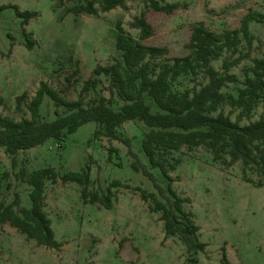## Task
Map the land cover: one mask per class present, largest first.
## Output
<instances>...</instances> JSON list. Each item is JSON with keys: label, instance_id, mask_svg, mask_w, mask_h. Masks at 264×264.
I'll return each mask as SVG.
<instances>
[{"label": "rangeland", "instance_id": "rangeland-1", "mask_svg": "<svg viewBox=\"0 0 264 264\" xmlns=\"http://www.w3.org/2000/svg\"><path fill=\"white\" fill-rule=\"evenodd\" d=\"M89 0H0V114L15 121L31 118L29 105L42 82L58 90L69 101L82 99L86 107L100 97L111 98V84L106 76H95L98 66H110L121 60L116 48L117 25L136 40L140 32L131 22L145 13L153 27L147 46L169 49L168 58L188 55V45L196 25L204 23L217 33L240 31L242 20L250 11L264 14V0H165L159 3L177 4L172 14L157 12L146 6V0H126L124 8L102 12L98 4L96 15L70 13ZM158 1V0H157ZM32 12L36 16L25 25V18L17 14ZM250 31L255 37L251 55L228 72L237 76L239 83L229 84L224 92L238 95L253 59H264V21L253 22ZM242 39L241 50L247 43ZM29 42L32 49L28 48ZM240 55L226 53L212 62L225 73V60L233 62ZM98 80L95 88L84 92L85 83ZM208 83L203 73L181 77L175 90H199ZM22 98L18 107L19 98ZM149 102V101H148ZM124 102L114 97L112 108L119 110ZM154 112L157 109L152 106ZM220 111L233 121L240 111L223 105ZM68 112L47 97L41 111V121H52ZM263 104L241 125L259 120ZM92 122L59 140H48L32 150L20 151L13 157L0 147V184L2 200L8 205L20 197V206H30L29 186L22 173L51 167L61 178L69 172L90 169V190L106 194L114 181L122 183L113 188V208L100 204H86L81 198L78 183L47 181L45 211L52 222L59 250L38 246L9 224L0 225V264H188L192 256L178 236H166L161 212H152L151 200L144 201L137 189L159 196L156 184L167 188L168 180L159 169H152L142 150V141L149 129L139 121H130L118 129L123 139L113 140L100 134ZM171 160H180L170 175L173 188L190 203L184 205L200 227V240L208 246L197 255L196 264H264V187L254 183L260 177L243 174L242 163L226 167L214 160L204 148L189 151L182 148L172 152ZM137 161L151 172L155 181L142 170L136 171ZM8 175L5 176L4 174ZM264 178V177H263ZM264 180V179H263ZM18 210V207H15Z\"/></svg>", "mask_w": 264, "mask_h": 264}, {"label": "trees", "instance_id": "trees-1", "mask_svg": "<svg viewBox=\"0 0 264 264\" xmlns=\"http://www.w3.org/2000/svg\"><path fill=\"white\" fill-rule=\"evenodd\" d=\"M145 3L150 9L167 14H172L178 7L177 4L161 5L159 0H146ZM96 4L102 12H109L118 7L124 8L126 0H89L69 12L96 15ZM17 14L25 18V25L36 16L35 13L19 10ZM263 21L264 14L250 11L242 20L240 31L227 30L222 33L199 23L192 32L188 55L172 59L168 58V48L142 43L153 36V27L145 18V13L131 22V27L140 32L139 40L118 24L116 48L121 52V60L107 67L98 66L94 70L95 76L109 78L111 98L108 100L100 97L92 106L86 107L82 99L66 100L58 90L42 82L29 105L30 119L15 121L0 114V147L13 157L12 165L15 167L18 152L32 150L48 140H59L64 134H73L83 125L92 122L99 126L96 136L103 133L109 139L122 140L129 145L128 139L119 136L118 129L130 121L142 122L149 129L142 141V150L150 167L159 169L168 180L167 188L156 184L159 196L166 203L153 193L137 190L141 192L144 201L153 202L150 206L152 212L162 213L166 236H178L185 244L188 254L192 256L188 264H196L197 255L203 253L208 244L200 240L201 229L195 224L193 214L184 209L190 200L181 197L173 188L174 179L170 172L175 171L181 162L174 158L171 160L169 156L182 148L192 151L204 147L212 153L215 161L226 167L241 162L244 175L255 173L260 177L258 182H248L254 183L257 188L264 187V112L257 121L246 125L240 122L242 118H249L260 104H263L264 109V59L252 60L253 66L246 73L243 87L237 96L223 91L229 84L239 83L237 76L228 71L239 65L242 59L250 57L255 40L250 25ZM240 33L247 43L248 51L244 54ZM28 48L32 49L31 42ZM226 53L240 56L233 62L224 61L223 74L212 66V62ZM201 73L208 79V83L199 90H175L174 85L181 77H197ZM97 84L98 80L90 79L85 83L83 91L88 92ZM46 97L56 105L65 107L68 112L52 121H41L40 111ZM114 97L124 102L119 110L112 108ZM22 98H19L18 107ZM2 104L3 99L0 97V106ZM223 105H230L240 111L236 121L220 111ZM152 106L157 109L156 112ZM133 167L136 171L142 170L155 181L154 175L139 162L135 161ZM22 178L30 188V206H20L17 194L14 202L7 205L2 200L0 184V225L9 224L34 240L38 246L59 250L62 244L56 240L51 219L45 211L46 183H56L59 175L54 168L47 167L29 174L22 173ZM60 179L64 183H78L84 203L100 204L108 210L113 208L112 189L122 186L121 182L114 181L106 194L90 190V169L80 173L69 172Z\"/></svg>", "mask_w": 264, "mask_h": 264}]
</instances>
